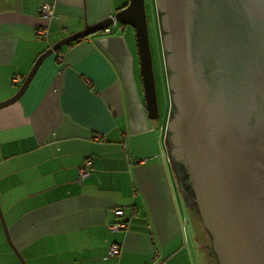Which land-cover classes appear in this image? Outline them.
<instances>
[{
  "label": "crops",
  "instance_id": "1",
  "mask_svg": "<svg viewBox=\"0 0 264 264\" xmlns=\"http://www.w3.org/2000/svg\"><path fill=\"white\" fill-rule=\"evenodd\" d=\"M128 2L0 0V101L47 48ZM42 3L54 4L53 17L38 13ZM109 27L46 57L22 97L0 108L10 236L29 264H213L210 235L183 200L166 116H149L135 28ZM88 157L93 172L80 180ZM119 220L127 226L111 229ZM0 264H22L1 219Z\"/></svg>",
  "mask_w": 264,
  "mask_h": 264
},
{
  "label": "water",
  "instance_id": "2",
  "mask_svg": "<svg viewBox=\"0 0 264 264\" xmlns=\"http://www.w3.org/2000/svg\"><path fill=\"white\" fill-rule=\"evenodd\" d=\"M155 5L170 100L166 142L185 206L191 214L187 202L197 207L220 264H264V0ZM116 21L135 28L147 109L160 118L146 0H129L47 48L0 108L22 97L46 57ZM0 219L10 246L29 264L1 204Z\"/></svg>",
  "mask_w": 264,
  "mask_h": 264
},
{
  "label": "rangeland",
  "instance_id": "3",
  "mask_svg": "<svg viewBox=\"0 0 264 264\" xmlns=\"http://www.w3.org/2000/svg\"><path fill=\"white\" fill-rule=\"evenodd\" d=\"M146 7H147V14H148V21H149V29H150V36H151V45H152V52L154 57V64H155V75L157 77L156 83H157V92H159V98L160 101L162 100V87H161V75L165 72L166 74V68L164 64V56L162 55L161 51L159 53V49L162 47V41H161V32L158 24V13L156 10L155 0H146ZM163 71V72H162ZM168 87V86H167ZM164 96L165 92H164ZM169 96V94H168ZM163 114L164 109L163 106L161 107ZM170 112V104H168L166 109V118L165 120H168ZM199 219V214H196ZM208 233V231L206 230Z\"/></svg>",
  "mask_w": 264,
  "mask_h": 264
},
{
  "label": "built area",
  "instance_id": "4",
  "mask_svg": "<svg viewBox=\"0 0 264 264\" xmlns=\"http://www.w3.org/2000/svg\"><path fill=\"white\" fill-rule=\"evenodd\" d=\"M38 13L45 16V17H53L55 14V10H54V4L52 3H42L39 6V10ZM105 31H110V27L107 26L104 29ZM42 33L46 32V29L41 30ZM21 78L19 76H16L15 80L18 81ZM93 172V161L91 158H86L83 162V164L80 167L79 170V179L83 180L86 177H88L91 173ZM114 212L116 215L118 216H122L124 214V209L122 207H116L114 208ZM127 226V221L125 220H119L116 222H113L110 224L111 229L113 230H119L122 228H125ZM120 251V246L119 244L115 243L111 246L110 252H109V256H113L115 254H117ZM161 264H167L166 261L161 262Z\"/></svg>",
  "mask_w": 264,
  "mask_h": 264
},
{
  "label": "trees",
  "instance_id": "5",
  "mask_svg": "<svg viewBox=\"0 0 264 264\" xmlns=\"http://www.w3.org/2000/svg\"><path fill=\"white\" fill-rule=\"evenodd\" d=\"M151 37V36H150ZM160 51H161V53H162V47H161V49H159ZM162 55H163V53H162ZM154 69H155V64H154ZM163 72V71H162ZM156 74V73H155ZM161 87H162V92H163V94H162V100L160 101V98H159V92H158V99H159V105H160V116L161 115H165L166 114V109H167V106H168V104H170V100H169V96H168V94H169V91H168V87H167V79H166V74H165V72L161 75ZM156 79H157V77H156ZM164 92H165V95L166 96H164ZM163 106V109H164V114H163V111H162V109H161V107ZM190 206V205H189ZM194 212L196 213V214H199V212H198V210H197V207H195V209H194ZM198 217V216H197ZM199 220H201V216H200V214H199ZM201 222H202V220H201ZM202 224H203V222H202ZM204 225V224H203ZM204 228L207 230V228L204 226ZM208 231V230H207ZM208 234L210 235V233H209V231H208ZM209 243H210V248L211 249H213V243H212V238H211V235H210V241H209ZM212 252H213V255H212V259H213V264H220L219 263V260H218V257H217V254H216V251H214V250H212Z\"/></svg>",
  "mask_w": 264,
  "mask_h": 264
},
{
  "label": "flooded vegetation",
  "instance_id": "6",
  "mask_svg": "<svg viewBox=\"0 0 264 264\" xmlns=\"http://www.w3.org/2000/svg\"><path fill=\"white\" fill-rule=\"evenodd\" d=\"M147 3V2H146ZM179 176V175H178ZM179 179H180V177H179ZM179 182L181 183V187H182V189L184 190V194H185V197H186V200H187V196H186V190L184 189V187H183V185H182V182H181V180H179ZM188 191V190H187ZM189 205H190V203L189 202H187ZM190 207H191V209H195V207H193L192 205H190ZM212 250H214V248L212 249ZM215 251V250H214ZM212 253V255H213V252H211Z\"/></svg>",
  "mask_w": 264,
  "mask_h": 264
}]
</instances>
